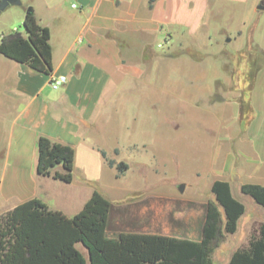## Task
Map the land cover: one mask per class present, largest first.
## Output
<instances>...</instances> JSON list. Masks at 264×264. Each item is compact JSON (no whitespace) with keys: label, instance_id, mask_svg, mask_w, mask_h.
I'll return each instance as SVG.
<instances>
[{"label":"rangeland","instance_id":"374dc122","mask_svg":"<svg viewBox=\"0 0 264 264\" xmlns=\"http://www.w3.org/2000/svg\"><path fill=\"white\" fill-rule=\"evenodd\" d=\"M29 7V0H21L1 12L0 35L22 33L23 9ZM213 21L221 30L226 18ZM252 37L261 44L253 50ZM193 39L198 54L208 55L200 62L204 75L198 80L174 75L168 86L160 80L158 87V82L142 86V92L126 84L125 92L111 94L103 121L75 145L73 180L86 186L84 197L98 186L111 202V230L194 237L213 200L209 180L226 179L245 207L236 232L215 243L211 264H227L264 223V209L240 192L243 183L264 176V11L251 16L244 36L222 52L207 47L201 34ZM3 157L0 151V176ZM106 160L124 161L128 168L117 176ZM41 181L54 193L63 186ZM118 220L120 226L113 224Z\"/></svg>","mask_w":264,"mask_h":264},{"label":"crops","instance_id":"0c3cea01","mask_svg":"<svg viewBox=\"0 0 264 264\" xmlns=\"http://www.w3.org/2000/svg\"><path fill=\"white\" fill-rule=\"evenodd\" d=\"M29 1L38 23L50 31L53 71L45 76L0 56V151L4 153L0 215L38 198L50 210L60 211L67 218L74 216L91 194L87 190L84 197L86 186L74 180L71 184L61 183L63 186L55 193L51 184H42L44 179L58 180L35 173L38 135L75 150V145L85 141L103 121L111 94L125 92L126 84L140 92L144 85L151 87L158 82V87L160 80L168 86L174 75L200 79L204 75L200 62L208 55L194 49V35L201 34L207 47L218 46L222 52L226 44L244 36L251 16L264 11L257 8L260 3L264 5V0ZM23 10L25 14L26 8ZM217 17L226 18L221 30L214 28L213 19ZM257 45L261 46L256 39H249V49ZM189 49L191 52L185 51ZM59 75H64L66 82L54 90L49 80ZM218 178L223 179L214 178L210 184ZM251 179L264 185V176ZM60 197L67 198L66 202ZM203 220L201 228L197 224L194 237L178 238L199 241ZM113 224L121 225L120 220ZM110 226L109 213V238H116L120 232L164 235L111 230ZM77 247L85 254L81 245Z\"/></svg>","mask_w":264,"mask_h":264},{"label":"trees","instance_id":"16d2710c","mask_svg":"<svg viewBox=\"0 0 264 264\" xmlns=\"http://www.w3.org/2000/svg\"><path fill=\"white\" fill-rule=\"evenodd\" d=\"M22 27V33L15 30L0 37V56L50 76L53 67L49 29L26 10ZM35 150L36 174L72 183L73 147L39 134ZM106 163L117 176L128 168L124 161ZM98 188L93 187L82 209L71 218L50 210L38 198L1 214L0 264H211L215 243L224 233H235L245 213L244 205L233 197L230 183L215 179L210 190L213 200L206 203L199 241L126 232L109 238L106 232L112 205ZM240 192L264 209V185L243 183ZM227 264H264V223L249 236L246 245L232 252Z\"/></svg>","mask_w":264,"mask_h":264},{"label":"water","instance_id":"95a60500","mask_svg":"<svg viewBox=\"0 0 264 264\" xmlns=\"http://www.w3.org/2000/svg\"><path fill=\"white\" fill-rule=\"evenodd\" d=\"M21 4V0H0V14L1 12H3L6 8H8L11 5H20ZM259 10H263L264 9V5H262L260 3V5L257 7ZM31 11V8L26 9V12ZM227 41H229L227 39ZM182 190H184V185H180L178 191L182 192ZM88 258V255H87Z\"/></svg>","mask_w":264,"mask_h":264},{"label":"built area","instance_id":"2783aa9c","mask_svg":"<svg viewBox=\"0 0 264 264\" xmlns=\"http://www.w3.org/2000/svg\"><path fill=\"white\" fill-rule=\"evenodd\" d=\"M72 7L75 8V5H73ZM65 82H66V79H65L64 75L51 77L49 80V84H50L51 88L54 90L58 89L60 86L65 84Z\"/></svg>","mask_w":264,"mask_h":264}]
</instances>
